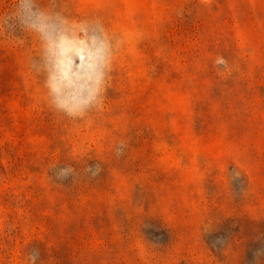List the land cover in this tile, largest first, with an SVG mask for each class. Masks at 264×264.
Here are the masks:
<instances>
[{
	"label": "rangeland",
	"instance_id": "obj_1",
	"mask_svg": "<svg viewBox=\"0 0 264 264\" xmlns=\"http://www.w3.org/2000/svg\"><path fill=\"white\" fill-rule=\"evenodd\" d=\"M0 264H264V0H0Z\"/></svg>",
	"mask_w": 264,
	"mask_h": 264
}]
</instances>
